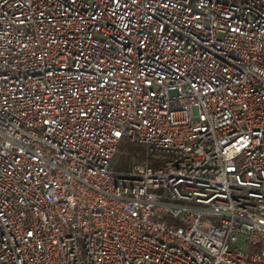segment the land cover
<instances>
[{
	"label": "built area",
	"instance_id": "built-area-1",
	"mask_svg": "<svg viewBox=\"0 0 264 264\" xmlns=\"http://www.w3.org/2000/svg\"><path fill=\"white\" fill-rule=\"evenodd\" d=\"M0 264H264V0H0Z\"/></svg>",
	"mask_w": 264,
	"mask_h": 264
},
{
	"label": "trees",
	"instance_id": "trees-1",
	"mask_svg": "<svg viewBox=\"0 0 264 264\" xmlns=\"http://www.w3.org/2000/svg\"><path fill=\"white\" fill-rule=\"evenodd\" d=\"M146 156L144 148L123 139L119 145L116 155L115 167L117 170H127L132 163L144 159Z\"/></svg>",
	"mask_w": 264,
	"mask_h": 264
}]
</instances>
